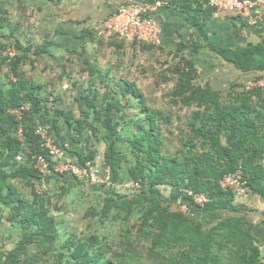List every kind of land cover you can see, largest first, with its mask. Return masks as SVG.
<instances>
[{
  "label": "trees",
  "instance_id": "trees-1",
  "mask_svg": "<svg viewBox=\"0 0 264 264\" xmlns=\"http://www.w3.org/2000/svg\"><path fill=\"white\" fill-rule=\"evenodd\" d=\"M7 15L8 10L0 0V31L9 28ZM194 24L199 26L195 20ZM13 45L18 53L9 58L4 56L3 62H7L14 79H9L8 85L0 82V203L8 207L6 218L19 239L9 250L0 248V264H29L28 259H38L40 254L29 253L28 246L36 245L48 252L51 244L55 245L61 237L47 206L48 191L39 195L35 189L36 183L45 182L50 174L37 172L31 159L34 154L47 155L35 133L38 123L51 126L57 144L65 143L60 139L61 127L55 116L63 117L67 132L73 133L70 139L75 148L71 145L68 153L80 167L86 168V162L95 157L92 150L78 146L80 136L91 137L92 133L99 134L98 141L104 143L102 162L110 169L114 181H125L120 179L124 155L120 143L133 155L126 181H137L142 188L131 194L112 196L111 191L98 187L105 195L103 205L99 212L87 209L85 216H99L104 221L112 212L132 215L137 211L140 216L135 238L145 241L146 247L144 251L140 249L130 235L124 237L122 246L115 251L106 239L98 236L84 240L69 237L60 243L58 258L47 264L259 263L260 246L246 228L242 207L234 203L233 192L223 189L219 182L223 175L240 168L248 187L264 194V171L258 164L264 155V142L260 143L261 128L264 129V88L246 86L247 81L264 79V40L242 51L215 50L237 72L226 92L210 81L198 84L191 59L183 57L174 64L172 73L176 83L170 91V104L192 111L186 116L185 131H180L179 147L172 152L164 150L159 126L160 122L171 123L172 117L146 105L135 83L126 79L121 81L120 95L115 91L100 95L99 83L104 81H95L96 76L75 98L79 104L78 118L72 109L56 108L52 118L46 117L42 110L51 93L44 96L42 86L21 74V66L27 62L33 64L42 55V49H32L30 42L23 45L15 37ZM142 47L153 48L145 44ZM4 50L5 44L0 40V53ZM122 98L125 103L128 99L131 106L133 102L132 107L139 112L124 120L125 136L115 120L126 108ZM25 103L30 108L17 120L10 110ZM19 128L21 138L17 136ZM54 174L67 184L61 187L64 196L74 183L68 180L67 173ZM18 178L30 187L32 197L25 198L12 184ZM162 189H168L169 193L164 194ZM187 190L205 193L209 201L202 207L195 206L186 197ZM179 196L188 201L193 216L184 215L176 208ZM207 215L217 219L216 222L208 224L198 219ZM65 247L70 249L68 255L63 252Z\"/></svg>",
  "mask_w": 264,
  "mask_h": 264
},
{
  "label": "crops",
  "instance_id": "crops-1",
  "mask_svg": "<svg viewBox=\"0 0 264 264\" xmlns=\"http://www.w3.org/2000/svg\"><path fill=\"white\" fill-rule=\"evenodd\" d=\"M141 1L152 0H22L17 2L24 3L26 9L30 6V14H32L33 10L37 12L34 16L36 20L31 23L29 28L32 29L33 25L46 26L47 30L50 31L49 34L43 35L45 38L41 42L33 43L29 41L33 45L32 49H42V55H39L37 59L41 58V61L50 68L54 64H59L63 72L65 64L72 62L70 58H73L74 55H79L78 58L82 59L84 64L83 70L88 76L87 78L85 75L83 80L80 79L75 82L72 80L74 85L76 82L79 85L83 81L86 83L87 80H89L88 82L94 80L96 76H98L95 79L97 82L112 79L108 70H100L106 67V60L111 56L115 46L122 48L130 42L118 41L115 36L107 32L98 33V31L101 29L103 21L110 17L119 7ZM166 1H168L169 5L162 7L156 12V18L162 33L161 45L155 47L165 56V60L169 58L173 60L172 69H168L164 74L169 73L170 70L173 71L174 64L185 57L193 61L198 84L203 85L210 81L217 89L225 90L226 92L229 84L237 77V72L230 68L215 53V50L226 48L233 51H242L250 45L261 43L263 41L261 36L262 20L255 18L253 15H236L227 11L214 10L206 6L207 0ZM194 20L199 26L194 24ZM108 35L114 38L109 41ZM93 42H97L96 45ZM118 44L121 46L118 47ZM42 62L38 64L41 65ZM44 69H47V67H44ZM58 77H62L61 74ZM26 78L44 88L36 80L27 76ZM87 86L84 84V87H81L80 85L77 95H73L72 100L79 97L80 92L86 90ZM42 91L44 96L51 93L49 95V103L53 109V114L55 108L63 111L72 109L65 106L64 103L68 96L62 91L56 92L46 88ZM69 106H71L70 103ZM54 118L58 126L63 123L61 120L64 121L63 118H57L56 116ZM162 126L160 125V130L164 137V150L172 152L179 147L178 137L180 135L177 136L176 132L171 138L169 130L162 128ZM60 127L64 128L63 133L61 132L60 135L61 141L67 142L75 148L70 139V133L67 132V124H63ZM262 135H264V129L261 128V137L263 139L260 140V143L264 142V136ZM173 144L176 145V148L171 150ZM97 164L101 168L105 166L101 159L98 160ZM258 164L264 171V155L260 158ZM21 181L20 178L14 179L12 184L25 198H29L30 195L27 196L25 193L28 191L22 192L21 190V186L25 187L23 182L20 183ZM234 203L242 207L241 215L244 216L246 228L255 239L256 244L264 246V194H260L248 187L245 195L234 197ZM6 210H8V207L0 203V242L16 237L15 233L7 234V231L11 230V224L6 218ZM198 219L208 224H212L217 220L211 219L210 215H207L206 218L201 216ZM258 264H264L262 252L259 253Z\"/></svg>",
  "mask_w": 264,
  "mask_h": 264
},
{
  "label": "rangeland",
  "instance_id": "rangeland-1",
  "mask_svg": "<svg viewBox=\"0 0 264 264\" xmlns=\"http://www.w3.org/2000/svg\"><path fill=\"white\" fill-rule=\"evenodd\" d=\"M2 2L4 7L8 10L6 18L9 28L0 31V40L5 44V50L0 53V82L8 85L7 81L9 79H14V76L11 74L7 62H3V57H8L9 51L14 50L16 54L18 53V51L14 49V37L20 39L23 45H26L29 41L33 43L43 41L45 38L43 35L47 33L49 34L50 31L47 30L46 26L41 27L33 25V30L29 28L31 23L36 20V17L34 16L37 13L33 10L32 14H30V6L26 9L24 3H18L17 0H2ZM108 37L109 41H111V38H114L111 35H108ZM115 39L120 41L117 37H115ZM93 43L96 45L97 42ZM115 47L112 52L110 51L111 56L107 58L106 65L104 64L106 67L100 70H108L112 79L99 83V94L104 95L108 91H115L120 95V84L122 83V79L133 81L136 87L141 91L146 105L155 111H160L172 117L171 123L165 125L160 122L159 126L163 125L162 128L169 130V136H171V138L176 132L177 136L180 135L181 130L185 131L186 116L192 111V108L170 104L169 92L175 86L176 76L171 70L166 74H164V72L168 71V69H172L173 60L171 58L165 60V56L155 47L152 49H146L140 44L132 43L125 44L122 48ZM84 55H86V53H84ZM78 57L79 55H74L73 58H70L72 62L65 64L63 72L59 64L53 63L54 66H51L52 68H50L41 61V58L35 60L33 64L27 62L21 66V74L25 77L27 76L36 80V82L43 85L46 89L56 92L62 91L68 96V99L65 100L64 104L73 109L75 118L79 117V111L77 109L79 104L75 103V100H72V96L77 95L80 85L81 87H84V84L89 86L91 84L90 82H92H88L89 80H87L86 83L83 81L79 85L78 82H76L75 85L77 86L73 84L72 80L74 82L79 81L80 79L83 80L86 75L85 70H83L84 64L82 59ZM39 62H42V64L39 65ZM44 67H47V69H44ZM59 74H61L62 77H58ZM45 101L47 102L42 111L46 117L52 118L54 114L52 113L53 109L50 107V100L47 99ZM122 101L126 108L119 113V116L117 115L118 117H116L115 120L122 136H125L127 130L123 129L124 120L132 116L134 113L138 114L139 112L137 113L138 110L135 107H132L134 104L133 102L131 106L128 99L126 100V103L123 98ZM69 103L71 106H69ZM57 118L62 119L63 117L59 116ZM61 121L63 123L60 126L65 124L63 120ZM63 129V127L60 128L62 133ZM69 133L70 135L73 134L71 131ZM92 135L93 136L91 137L80 136L78 146L81 149L92 150L95 157L90 161L97 163L99 159L102 160L104 143L98 141L100 138L99 134L92 133ZM122 144L120 143L119 146L120 150L124 153L121 163L120 179L122 178V180L124 179L126 181L128 178L127 170L133 163L134 157L129 150L125 148V145ZM69 146L70 145L68 144V147ZM175 148L176 145L173 144L171 150H174ZM67 178L68 180L73 181L74 186L67 190L64 196H61V187L66 186L67 184L64 183L62 179H56L54 173L48 176L46 182L36 183V193L39 195H45L47 194L45 191H48L50 195L47 196L49 200L47 206L49 207L50 214L56 219L61 237L59 236L60 239L56 242V246L51 244V249L48 252H43L36 245L28 246L26 250H28L29 253L32 252L34 254L36 251V255L40 254L38 259H28L29 264H47L54 259H57V254L61 249L59 247L60 243L69 237L84 240L88 236H98L99 239H106L113 251L118 250L119 247L122 246L126 235L135 238V227L139 223L140 216L137 211H134L132 215H127L125 213L116 214L115 212H112L109 215V218L104 221L99 220V216H85V211L87 209L92 208L98 212L100 211L105 196L104 193L97 189L101 186L89 183L84 175H81L80 177L68 175ZM121 182L124 181H118L117 183L119 184ZM20 183H22V181ZM24 186L25 187L21 186L22 192L27 190L28 192H25L27 196L30 195L32 197L30 187L27 185ZM103 189L109 192L105 187H103ZM162 190L166 195L169 193L168 189ZM110 194L115 196L118 193L111 191L109 192V195ZM13 232L14 231L11 229L10 231H7V234H14ZM18 239L19 236L16 235V237L12 239L0 242V248L9 250L17 243ZM135 239L138 247L144 251L146 242L140 240L141 238L137 236ZM65 248L66 249H63V252L65 255H68L70 249L68 247Z\"/></svg>",
  "mask_w": 264,
  "mask_h": 264
},
{
  "label": "built area",
  "instance_id": "built-area-1",
  "mask_svg": "<svg viewBox=\"0 0 264 264\" xmlns=\"http://www.w3.org/2000/svg\"><path fill=\"white\" fill-rule=\"evenodd\" d=\"M168 5L169 3L166 0L141 1L123 5L103 21L98 33L107 32L121 41L158 47L161 45L162 29L157 21L156 12ZM206 6L217 11H227L236 15H253L255 18L262 20L261 36L264 40V0H207ZM8 54V58L13 57L15 52L14 50L9 51ZM246 86L264 88V79L258 82L247 81ZM29 108V104L25 103L21 107L11 109L10 112L14 114L17 120H20L23 111ZM35 133L39 136L40 145L47 155L34 154L31 159L37 172L44 176L56 172L67 173L74 177L84 175L89 183L98 184L108 191L117 193H132L142 188L141 184L134 180L118 184L114 181L108 167L101 168L93 161H87L86 168L77 165L68 153L69 143L57 144L50 125L38 123L35 127ZM21 135L22 132L19 128L17 136L21 138ZM47 157H49V160ZM17 158L20 159L19 156ZM219 183L223 189L231 190L234 197L245 195L248 190V181L245 178L244 171L240 168L223 175ZM185 194L195 206L202 207L209 201V197L202 192L187 190ZM186 202L188 201H184V197L179 196L176 200V208L184 215L193 216ZM260 250L264 256V246H260Z\"/></svg>",
  "mask_w": 264,
  "mask_h": 264
}]
</instances>
